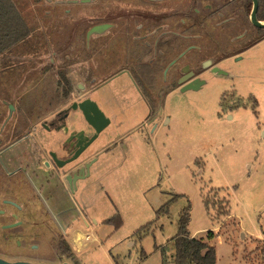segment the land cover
I'll return each instance as SVG.
<instances>
[{"label": "rangeland", "instance_id": "obj_1", "mask_svg": "<svg viewBox=\"0 0 264 264\" xmlns=\"http://www.w3.org/2000/svg\"><path fill=\"white\" fill-rule=\"evenodd\" d=\"M10 1L27 35L0 55V91L11 87L9 78L33 79L19 89L17 104L47 116L82 96L76 93L63 100L55 83L58 74L66 72L79 82L78 68L87 53L72 40L69 54L54 56L53 50L68 42L64 33L52 32L53 19H48L54 8L45 0ZM83 1L76 0L78 5L65 12L79 14ZM60 11L54 13L58 21ZM246 29L254 31L249 21ZM257 38L261 41L252 47L248 43L251 48L240 61L220 64L228 76L206 74L208 82L201 89L167 94L161 124L148 142L130 136L124 147L100 157L112 167L106 166L104 189L92 188L86 194L88 217L97 225L69 230L59 245V232L47 230L40 252L13 245L14 252H9L0 245V258L17 255L51 264H172L178 218L189 203V233L214 247L216 264H264V29ZM215 56L220 58V53ZM52 57L56 63L67 61L70 69L49 68ZM136 118L134 123L142 113ZM106 136L108 140L116 134L108 130L92 152L106 143ZM114 214L120 215L121 226L102 223ZM147 224V234L139 239L135 232ZM85 231L91 234L89 242ZM63 243L72 256L62 254ZM72 243L87 247L75 252Z\"/></svg>", "mask_w": 264, "mask_h": 264}, {"label": "flooded vegetation", "instance_id": "obj_2", "mask_svg": "<svg viewBox=\"0 0 264 264\" xmlns=\"http://www.w3.org/2000/svg\"><path fill=\"white\" fill-rule=\"evenodd\" d=\"M45 1L54 13L62 12L61 21L54 13V18L49 16L52 32L68 37L67 44L52 54H69L74 40L87 53L78 68L79 82L68 78V72L58 74L55 85L60 98L82 96L42 116L17 104L19 89L33 79L9 78L11 87L0 91V245L9 252H14L12 245L40 252L45 231H58L59 245L70 229L95 224L86 217V194L92 188L101 190L107 175L100 157L124 147L130 136L148 142L161 124L167 94L182 93L181 88L193 81L201 89L208 82L206 74L228 76L220 64L240 61L261 41L257 34L262 29L250 20L253 0H84L79 14L65 12L78 5L76 0ZM256 1L259 9L262 0ZM247 21L254 31L248 32ZM53 58L49 68L70 69L67 61L56 63ZM87 99L109 121L89 145L95 132L71 109ZM140 113L143 118L134 123ZM108 130L115 138L106 136L108 145L92 152ZM0 259L51 264L17 255Z\"/></svg>", "mask_w": 264, "mask_h": 264}, {"label": "trees", "instance_id": "obj_3", "mask_svg": "<svg viewBox=\"0 0 264 264\" xmlns=\"http://www.w3.org/2000/svg\"><path fill=\"white\" fill-rule=\"evenodd\" d=\"M250 6H247L249 11ZM257 19L264 21V0L259 6ZM27 35V30L17 13L14 5L10 0H0V55L9 47L16 44ZM204 207L206 206L203 203ZM163 207L156 213L163 211ZM190 205L182 210L178 222L177 233L173 237V255L171 256L172 264H216V254L213 246L207 242L193 238L188 230L190 222ZM103 224H114L119 227L122 224L121 218L118 214H114L111 218L104 220ZM151 224H147L135 232L139 239L146 235ZM64 244V243H63ZM61 244L60 246H62ZM62 254L72 256L71 249L64 244L62 247ZM142 255L144 253L142 252Z\"/></svg>", "mask_w": 264, "mask_h": 264}, {"label": "water", "instance_id": "obj_4", "mask_svg": "<svg viewBox=\"0 0 264 264\" xmlns=\"http://www.w3.org/2000/svg\"><path fill=\"white\" fill-rule=\"evenodd\" d=\"M258 10V4L256 0H253V5L250 13V20L253 26H255L258 29H264V21H258L256 18V13ZM199 88V82L193 81L186 85H184L181 88L182 92L186 91H195ZM72 110L78 111V113L81 115L83 120L86 122L88 126H90L94 132L95 135L88 139V145L95 139L96 135L102 132L105 127L108 124V119L102 114V112L98 109L96 106V103L92 100H84L79 104H73L71 107ZM89 175V172L87 171V176ZM0 264H32L29 262H8L5 260L0 259ZM62 264H68V263H62Z\"/></svg>", "mask_w": 264, "mask_h": 264}, {"label": "crops", "instance_id": "obj_5", "mask_svg": "<svg viewBox=\"0 0 264 264\" xmlns=\"http://www.w3.org/2000/svg\"><path fill=\"white\" fill-rule=\"evenodd\" d=\"M108 145V143H105V144H102L101 146L102 147H99L98 148V150L100 149H103L104 147H106ZM118 148H121V147H118ZM103 165H105V166H107V167H112V163H103ZM104 179L105 178H103V180H102V187H101V190H103L104 189V187H103V181H104ZM100 190V191H101ZM86 204H87V206L89 205V199H86ZM119 215V214H118ZM120 216V215H119ZM86 217H88V212H87V214H86ZM89 218V217H88ZM121 218V217H120ZM109 219V218H108ZM73 220V217H72V215H70V218H69V222L70 221H72ZM106 220V219H105ZM98 223L96 222L94 225H97ZM90 227L91 226H86V227H80V228H72V229H90ZM71 230V229H70ZM90 239H91V234L90 233H88V232H86L85 231V233H84V240L86 241V242H89L90 241ZM79 244H76V243H72L71 244V248L75 251V252H78V250H79V252L80 251H82L85 247H87V244L85 243L84 245H81V246H78Z\"/></svg>", "mask_w": 264, "mask_h": 264}]
</instances>
